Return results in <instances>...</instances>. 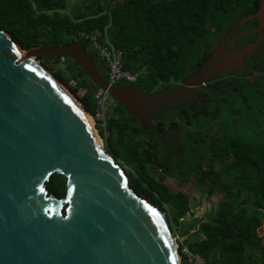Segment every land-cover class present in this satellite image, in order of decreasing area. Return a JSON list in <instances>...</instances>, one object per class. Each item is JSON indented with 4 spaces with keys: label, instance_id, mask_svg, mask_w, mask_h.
<instances>
[{
    "label": "water",
    "instance_id": "obj_1",
    "mask_svg": "<svg viewBox=\"0 0 264 264\" xmlns=\"http://www.w3.org/2000/svg\"><path fill=\"white\" fill-rule=\"evenodd\" d=\"M255 18L264 22V10ZM22 51L0 30V264H182L164 211L132 186L59 81L28 59L69 57L149 128L165 110L207 103L198 89L218 51L187 85L157 91L111 85L79 42ZM54 173L67 178L63 198L47 188Z\"/></svg>",
    "mask_w": 264,
    "mask_h": 264
},
{
    "label": "trees",
    "instance_id": "obj_2",
    "mask_svg": "<svg viewBox=\"0 0 264 264\" xmlns=\"http://www.w3.org/2000/svg\"><path fill=\"white\" fill-rule=\"evenodd\" d=\"M260 1L0 0V30L25 51L75 42L88 51L87 42L79 40L77 33L100 34L123 52L125 68L140 74L141 88L155 91L158 84L167 86L191 72L192 67L189 69L183 64V57L192 53L197 40H206L215 33L210 30V23L221 31L219 18L232 19L239 12L245 15L248 8H256ZM91 55L97 69L108 78L106 62L94 53ZM54 59L59 63L71 60V66L66 67L71 71V77L65 76L62 70L56 74L66 84L77 79L79 85L87 89L79 100L93 115L96 106L92 92L97 87L90 79L89 84L87 74L77 62L69 57ZM261 60L264 74V60ZM252 89L262 98H257L255 108L252 106L250 120L237 119L242 123L249 122L241 127L244 134L224 132L216 142L208 141L212 146L200 151L198 162L195 161L191 171L178 168L182 163L176 159L174 151L169 148L155 151L147 144L139 131L129 125L131 123L124 114L127 111L118 102L113 108L117 114H110L109 135L102 127L99 130L106 140L107 150L118 163L127 166L124 172L132 186L144 198L168 212L172 229L190 213L188 190H198L209 181L211 193L215 190L225 193L226 200L219 204L217 211L191 225L196 232L179 247L182 264H187L184 246L211 264H264V234L260 231L264 224V87L257 85ZM185 110L191 111L190 108ZM160 164L170 167L171 171L180 170V175L186 171L183 178L188 179L189 186L174 189L156 172ZM66 183L64 175L54 173L47 188L56 197L63 198Z\"/></svg>",
    "mask_w": 264,
    "mask_h": 264
},
{
    "label": "flooded vegetation",
    "instance_id": "obj_3",
    "mask_svg": "<svg viewBox=\"0 0 264 264\" xmlns=\"http://www.w3.org/2000/svg\"><path fill=\"white\" fill-rule=\"evenodd\" d=\"M256 8H248L245 15L238 18V20L234 19L225 30L217 31L215 28V33L208 37L210 41L207 47L201 50L202 57L194 63L191 72L186 75L188 76L197 71L200 67L206 65L210 61L213 52L218 51L216 54L215 66H210V68H212L209 74L210 77H208V80L202 85L203 87L198 89V93L204 96L207 103H197L195 107L190 108L191 111L187 114L181 111L189 107L169 109L177 111L173 119L164 117L169 111L165 110L149 119V122L152 124V127L149 128L143 126L139 119L129 116L127 112V121L129 123L139 124L142 127L141 131L145 135L144 137H146L147 144H151L155 151H157L156 147L159 145L163 150L173 148L172 151L176 152L178 150V153H180L182 147L179 146V148L176 149L177 146H174V143L171 142L172 136L178 129L186 131L194 128L195 130V121L203 117L214 119L216 116H219L221 111H224L232 114L237 119L241 118L238 116V112L229 105L226 97L228 93H230L229 96L240 95L242 101L245 102L248 99L245 92L248 89L256 87V83L250 77L254 71L252 65L253 61L256 60L255 54L257 50H262L261 48L264 45V22L257 18L253 20L248 19L256 15L259 11L264 10V0L260 1ZM246 32L248 33L242 35ZM212 37H215V44L211 42ZM208 38L206 40H208ZM258 40L259 43L255 48L248 53L241 54V52ZM186 76L171 84H167V86L165 85L164 88L172 84L187 85L184 81ZM135 85L143 90L139 83ZM224 123L226 122L218 121L214 126H206L199 135L200 139L199 137L197 140L189 139L188 142L193 146H197L198 143L208 145L207 141H210V143L216 142L220 135L226 132L225 127H222ZM140 136L142 137V135ZM167 168L171 171L170 167Z\"/></svg>",
    "mask_w": 264,
    "mask_h": 264
},
{
    "label": "rangeland",
    "instance_id": "obj_4",
    "mask_svg": "<svg viewBox=\"0 0 264 264\" xmlns=\"http://www.w3.org/2000/svg\"><path fill=\"white\" fill-rule=\"evenodd\" d=\"M116 1H118V0H116ZM241 16H243V14H242V12H239V14L234 16L235 18H232V20L228 19L226 16L225 17L226 19L222 20V18H219L221 20H218V21H219L220 25L223 27V30H225L229 27L230 22H232L234 19L238 20V18H240ZM209 28H210V30H215L214 25L211 23L209 24ZM209 41H210V38H208V40H205V39L197 40V42L195 43V46L193 48L192 53L189 54L188 56L183 57V64L186 66H189V69H190L192 67L191 65H194V63L202 57L201 50L204 49L205 47H207V44L209 43ZM211 42H214L213 44H215V37L214 38L212 37ZM261 49L262 50H257V52L255 54L256 60L253 61V65H252V68L254 71H253V74L250 78L256 83L255 84L256 86L259 85L261 87H264V74L261 72V67H262V62H263L261 59L264 60V45L262 46ZM23 51L25 52V55H26L27 51H25V50H23ZM88 52L92 54V52L89 49H88ZM33 58H35L41 66L45 67L59 81V83L61 84L63 89H65V91L68 93V95L71 97V99L78 105V107L80 109H82L87 116L92 118L93 128L96 130V133L99 134V136L101 138L100 142H101L102 146L104 147L105 150H107L106 140L104 139V137L99 132L97 120H94L93 119L94 117H92V114H90L89 112H87L84 109L81 101L79 100V98L84 97L87 89L80 86L77 79H74V80L71 79L69 81V83L66 84V83L62 82V80L60 78H58V76L56 74L58 71L62 70L65 73L64 74L65 76L71 77V71L66 68L67 66H71V63H72L71 60L65 59L64 63H59L54 58H52V59H43V57H40V58L33 57ZM97 63H98V60H97ZM98 64H100V62ZM186 75H187V73L184 76H186ZM86 80H88V82L90 84V80L88 77H86ZM175 81H177V80L172 81V83ZM121 83H127V82H121ZM164 87H165V84L160 83L156 87L155 91L161 90ZM245 93H246V96L248 98L247 101H245V102L242 101L240 95L229 96L230 93H228L226 100H228L229 105L232 106V108L238 112V114H239L238 116L250 120L251 117H253L252 106L255 108V106L258 105L256 103V101H258L257 98L258 97L262 98V96L260 95V93H255L253 89H248ZM214 107H215V105H214ZM116 112L117 111H115L113 109L111 111V114L113 113L115 115V114H117ZM120 112H121V110H120ZM176 112H177L176 110H169L164 115V117L167 119H173L175 117V114H177ZM181 112H184L185 114H187L189 112V110H184ZM124 114H127V113H124ZM220 117H222V119H219ZM218 121L226 122V123H224V125L222 124V127L223 126L225 127V130L229 135L244 134V133H241V132H243V129H241V127L245 126L246 123H249V122L242 123V120H237V118H235L233 115H229V114L227 115L226 112L221 111L219 116H216L215 119H209V118L203 117L199 120H196L194 123V127H196L195 130H194V128L186 130V131L181 130V129L176 130V132L174 133V135L171 138V140H172L171 142L174 143V146H177L176 149H178L179 146L182 147V151L180 153H178V150L176 152H174L176 155V159H178L180 161V163H182V165H180V167H178L179 169H182V171H184L186 169L190 170L193 166H195V164H194L195 161L198 162V156H199L200 151H205L212 146L209 143H208V145L198 143L197 146H193L188 142V140L189 139L197 140L198 137L200 139L199 135L202 133V130L204 128H206V126H214L215 124H217ZM236 124H239V127H236ZM129 125H131V127H133L134 129H137V131H139V134L142 135V137L146 139V137H144L145 135L141 131L142 127L139 124L131 123ZM129 131H131V130H129ZM108 135H109V131L107 132V136ZM169 149L173 150V148H169ZM156 150L162 152L163 149H161V147L159 145H157ZM119 164H121V162H119ZM219 165H220V163H218V166ZM122 168L125 170L127 168V166L123 164ZM190 171L188 172V174L190 173ZM156 172L160 176L165 177V182H167L169 185H171L176 190H180V188H184L185 186H189V185H187L188 179L183 178V176L185 177L187 175L186 171H185L184 175H180V170L169 171L167 166L160 164L159 165V171H156ZM209 186H210V182L206 181V185L204 187H202L198 190H191V191L188 190L189 191L188 192L189 198L191 200L190 213L185 218L180 220L181 222H179V225H177V224L175 225L174 231H173L174 232V234H173L174 238H175L176 234H178L180 237L179 238L180 241L183 242L184 244H185L186 240H188L192 235H194L192 233L190 237L189 236L187 238L185 237V234L189 231V229L190 230L193 229V228H191V225L199 219H206L207 215H209L211 212L214 213L215 211H217L219 204L221 202H223L224 200H226L224 192H222L220 190H215L213 193H211L209 191ZM164 213H165L166 217L168 218V220L170 221L168 212L164 211ZM170 224H171V222H170ZM177 226H179L180 228H177ZM181 229L182 230L184 229L183 231H185V233H183L181 231ZM260 231H261V234L263 235L264 234V224L260 227Z\"/></svg>",
    "mask_w": 264,
    "mask_h": 264
},
{
    "label": "built area",
    "instance_id": "obj_5",
    "mask_svg": "<svg viewBox=\"0 0 264 264\" xmlns=\"http://www.w3.org/2000/svg\"><path fill=\"white\" fill-rule=\"evenodd\" d=\"M76 36L79 40H85L87 42L88 49L94 53L99 60L106 62V65L108 66L107 79L111 85L120 84L121 82L132 84L139 82L140 74L136 71L125 68L123 52L116 49L109 42L107 37H102L100 34H90L85 32L77 33ZM92 97L96 106L95 113L92 117H94V120H97L99 126L98 129L100 130L102 127L107 135V132L109 131L108 124L110 114L113 108L117 106V101L111 96L108 89L102 87L95 88L92 92ZM179 238V235L176 234L175 242L178 250L182 243ZM183 253L186 255L188 264H209L206 259L191 252L186 246L183 248Z\"/></svg>",
    "mask_w": 264,
    "mask_h": 264
},
{
    "label": "bare ground",
    "instance_id": "obj_6",
    "mask_svg": "<svg viewBox=\"0 0 264 264\" xmlns=\"http://www.w3.org/2000/svg\"><path fill=\"white\" fill-rule=\"evenodd\" d=\"M21 53H22V55H25V52H24V51H22ZM28 60H31V61L35 62L36 64H39L35 58H30V59H28ZM39 65H40V64H39ZM87 118H88L89 122H90V123L92 124V126H93V122H92L93 120H92V118L89 117V116H87ZM94 131H95V133H96V130H95V129H94ZM96 136H97L98 141H99V143H100V139H101V138H100L99 134L96 133Z\"/></svg>",
    "mask_w": 264,
    "mask_h": 264
},
{
    "label": "crops",
    "instance_id": "obj_7",
    "mask_svg": "<svg viewBox=\"0 0 264 264\" xmlns=\"http://www.w3.org/2000/svg\"><path fill=\"white\" fill-rule=\"evenodd\" d=\"M182 226V225H181ZM183 227V226H182ZM177 228H178V226H177ZM184 230V229H183ZM182 229H181V231L183 232V233H185V231H183ZM196 232V229L195 228H193V229H189V231L185 234V237L187 238L188 236L190 237L191 236V234L193 233H195ZM199 255V254H198ZM201 256V255H200ZM203 257V256H202ZM204 258V257H203ZM205 259V258H204ZM207 261V260H206ZM186 262H187V264H188V261H187V259H186ZM208 262V261H207ZM209 263V262H208ZM209 264H211V263H209Z\"/></svg>",
    "mask_w": 264,
    "mask_h": 264
}]
</instances>
